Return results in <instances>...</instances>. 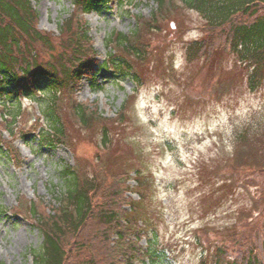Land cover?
<instances>
[{"label":"rangeland","instance_id":"rangeland-1","mask_svg":"<svg viewBox=\"0 0 264 264\" xmlns=\"http://www.w3.org/2000/svg\"><path fill=\"white\" fill-rule=\"evenodd\" d=\"M74 1L33 0L40 29L59 35ZM176 2L179 16L148 38L149 55L137 65L142 85L98 67L95 76L79 82L75 99L98 106L107 118L108 146L100 145L102 131L86 129L70 110L63 116L76 151L46 142L40 125L48 128L49 121L39 99L22 100L14 135L4 133L21 157L0 151V262L33 263L31 250L40 249L44 237L35 219L15 209L26 197L42 199L53 212L64 194L61 170L78 160L89 173L100 162L110 174L129 173L131 199L140 202L136 217L149 224L145 229L171 264H199L207 247L259 218L231 159L239 132L264 121V87L250 88L233 54L221 53L213 63L189 61L187 47L206 36L204 23L198 12ZM156 8L153 0H126L87 14L98 62L110 54L112 32L130 34L139 27L138 16L150 17Z\"/></svg>","mask_w":264,"mask_h":264},{"label":"trees","instance_id":"trees-1","mask_svg":"<svg viewBox=\"0 0 264 264\" xmlns=\"http://www.w3.org/2000/svg\"><path fill=\"white\" fill-rule=\"evenodd\" d=\"M124 1L75 0L73 13L56 35L40 29L33 0H0V151L21 157L14 140L4 133L14 135L22 100L36 97L49 121L48 128L40 125L41 139L76 151L63 116L70 110L86 129L102 131L101 147L110 144L104 125L107 118L98 106L76 101L79 82L95 76L98 67L111 70L118 80L130 78L142 85L137 65L149 55L148 38L180 14L176 0H153L156 10L150 17L138 16L136 30L112 32L107 37L110 54L98 62L86 15ZM181 2L200 14L206 34L187 47V59L192 62L202 57L213 63L221 53L233 54L245 68L250 88L264 87V0ZM261 124L239 132L231 159L232 172L236 178H245L244 192L259 210V218L248 221L246 230L207 247L199 264H264V121ZM79 165L78 160L61 170L64 194L53 212L42 199L26 197L15 209L35 219L44 237L40 249L31 250L32 264H171L145 229L149 224L142 215L136 217L140 202L129 194V173L110 174L102 162L90 173Z\"/></svg>","mask_w":264,"mask_h":264}]
</instances>
